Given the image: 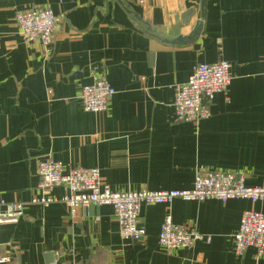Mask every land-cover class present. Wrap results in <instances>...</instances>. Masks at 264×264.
Listing matches in <instances>:
<instances>
[{"label":"crops","instance_id":"1","mask_svg":"<svg viewBox=\"0 0 264 264\" xmlns=\"http://www.w3.org/2000/svg\"><path fill=\"white\" fill-rule=\"evenodd\" d=\"M125 2L140 22L115 0H0V201L24 205L17 223L0 227V257L5 264H264L252 248L234 252L242 213L264 214L263 201L142 205L141 241L120 237L109 206L71 218L62 204H30L39 195L37 163L48 158L97 169L112 191L189 189L197 168L238 173L245 186L264 188V0H205L198 38L181 46L140 24L186 37L200 22L201 0ZM34 7L63 17L49 47L25 43L17 31L16 14ZM190 10L189 24L177 29ZM219 60L229 65L227 94L214 96L207 118L176 121L175 87L198 63ZM100 74L115 95L106 111L86 112L81 87ZM166 215L209 243L165 251L157 237Z\"/></svg>","mask_w":264,"mask_h":264},{"label":"built area","instance_id":"2","mask_svg":"<svg viewBox=\"0 0 264 264\" xmlns=\"http://www.w3.org/2000/svg\"><path fill=\"white\" fill-rule=\"evenodd\" d=\"M62 18V15L55 17L48 7H34L18 12L15 22L25 43L49 47L53 42L56 24ZM229 85L227 62L198 63L188 81L175 87L172 104L175 120L195 123L207 118L214 96L218 93L227 94ZM114 95L115 90L100 74L94 76L90 84L81 87L79 99L84 111L100 113L108 109ZM37 176L39 195L32 197L30 204L41 207L62 204L71 218L79 209L89 216L91 207L109 206L118 222L120 237L128 241H141L145 236V229L137 222L142 205H169L178 199L196 202L218 200L222 203L231 199L264 202V188L245 186L243 175L201 168L195 170L191 188L169 191H112L102 184L97 169L63 165L49 158L38 161ZM53 188H60L62 196L51 195ZM23 211L22 203L0 201V227L17 223ZM198 241L208 244L209 238L203 237L193 228L176 225L169 215L165 216L157 237L159 247L173 252L193 248ZM248 248L254 249L258 257L264 256V214L254 210L242 213L234 235V252L237 256H241ZM7 262L5 257H0V264Z\"/></svg>","mask_w":264,"mask_h":264},{"label":"water","instance_id":"3","mask_svg":"<svg viewBox=\"0 0 264 264\" xmlns=\"http://www.w3.org/2000/svg\"><path fill=\"white\" fill-rule=\"evenodd\" d=\"M115 1L123 9V11H125L130 16V18L133 21L140 22L139 17L136 14H134L133 12L130 11V7L125 2V0H115ZM204 2H205V0H201V2H200V22H199V24L186 37H180V36H178V37H176L174 39H171V38H168V37H161V36L157 35L155 33V31L149 27L148 24H144V25L140 24V28H141L142 32H144L145 34H147V35H149L151 37H154V38L160 40L164 44L173 45V46H181V45L190 44V43L194 42L198 38V36L200 34V31H201V28H202V18H203ZM193 15H194V11L193 10H190V11L185 12L182 15V17H181V23L179 25H177L176 28L177 29H181L183 27H186L189 24L190 18ZM46 258H49V263H52L53 262V255H52V253H48L46 255Z\"/></svg>","mask_w":264,"mask_h":264}]
</instances>
